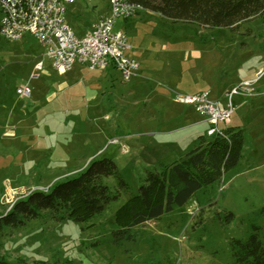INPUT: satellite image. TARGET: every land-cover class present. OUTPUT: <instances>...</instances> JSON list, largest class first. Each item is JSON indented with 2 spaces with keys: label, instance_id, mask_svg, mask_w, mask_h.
I'll return each mask as SVG.
<instances>
[{
  "label": "rangeland",
  "instance_id": "rangeland-1",
  "mask_svg": "<svg viewBox=\"0 0 264 264\" xmlns=\"http://www.w3.org/2000/svg\"><path fill=\"white\" fill-rule=\"evenodd\" d=\"M109 9L108 0H75L66 20L82 37ZM114 29L126 31L127 55L153 60L145 68L149 75L141 76L139 68L125 80L117 68L107 75L79 62L59 74L36 37L7 40L0 31V158L9 161L0 165V217L30 192H46L77 175L92 159H113L129 184L83 223L40 210L24 225H3L0 258L15 264H236L235 240L257 232L264 244L263 20L235 29L204 27L140 9L117 19ZM147 36L156 40L136 52ZM41 61L44 69L32 78ZM26 85L31 96L19 95ZM235 87L239 91L230 96ZM205 92L222 108L233 106L227 126L242 130L238 163L185 205L134 226L132 238L115 243L114 216L147 170L180 160L200 136L208 137L206 117L176 100ZM6 131L19 138L4 136ZM104 182L118 188L115 176Z\"/></svg>",
  "mask_w": 264,
  "mask_h": 264
},
{
  "label": "trees",
  "instance_id": "trees-1",
  "mask_svg": "<svg viewBox=\"0 0 264 264\" xmlns=\"http://www.w3.org/2000/svg\"><path fill=\"white\" fill-rule=\"evenodd\" d=\"M141 9L150 10L173 22H189L204 27L235 29L246 21L261 18L264 22V0H129ZM240 128L227 126L223 134L200 136L199 144L178 161L148 169L137 193L117 210L114 220V242L132 238V228L161 216L175 206L185 205L198 190L221 181L224 172L234 167L242 153ZM118 178L112 190L104 178ZM129 184L121 176L111 158L93 159L85 169L48 191H34L18 200L0 217L3 225L18 227L50 210L58 218L69 217L78 223L90 220L112 201L127 191ZM233 254L236 264H264V244L257 232L248 239L235 240ZM0 264H15L0 258Z\"/></svg>",
  "mask_w": 264,
  "mask_h": 264
},
{
  "label": "built area",
  "instance_id": "built-area-1",
  "mask_svg": "<svg viewBox=\"0 0 264 264\" xmlns=\"http://www.w3.org/2000/svg\"><path fill=\"white\" fill-rule=\"evenodd\" d=\"M74 1L0 0L1 34L7 40H18L27 34L36 37L45 45V55L60 74L71 70L76 62L86 65L90 70L113 64L125 80L130 79L140 68V63L126 54L130 48L126 31L115 30L114 27L117 19L128 20L141 8L129 0H108L109 13L93 23L91 30L84 36L78 37L66 20L67 5ZM43 69L44 62L37 63L31 77L38 78ZM238 91V87L233 88L230 96ZM17 93L31 96L32 89L26 85L18 88ZM176 100L193 105L206 117L210 123L207 136L223 134L230 122L233 112L231 102L222 108L217 100L209 98L208 92L180 95ZM220 123L224 126L221 127Z\"/></svg>",
  "mask_w": 264,
  "mask_h": 264
},
{
  "label": "crops",
  "instance_id": "crops-1",
  "mask_svg": "<svg viewBox=\"0 0 264 264\" xmlns=\"http://www.w3.org/2000/svg\"><path fill=\"white\" fill-rule=\"evenodd\" d=\"M151 40H156L155 38H153V37H151V36H147L146 37V39L141 43L142 44V46H139V47H137V49H136V52H140V51H143V47L144 46H147L148 44H149V42L151 41ZM128 56H130V55H128ZM130 57H132V58H135L136 60H138L139 61V63H140V75L141 76H144V75H149V73L146 71V69L145 68H147V67H150V65H151V62H153V60L151 59H149V58H137V57H133V56H130ZM82 65V64H81ZM74 66H75V64H74ZM73 66V67H74ZM82 66H85L86 68H87V66L86 65H82ZM73 67H72V69H73ZM117 67L115 66V65H113V64H111V65H109L108 67H106V68H103L102 70H104V71H106V73H107V75L108 74H111V71H113L112 69H116ZM88 69V68H87ZM118 69V68H117ZM90 70V69H89ZM96 70V69H95ZM91 71H93V70H91ZM120 71V70H119ZM109 72V73H108ZM60 74V73H59ZM91 85H93V87H97L98 86V84L96 85V83H92ZM81 112H82V115H84L85 114V112H84V109H81ZM18 126H19V124H18ZM4 136H6V137H8V138H10V139H17V138H19V136H18V134L16 133V132H11V131H6L5 133H4ZM21 138L23 139V140H25L26 139V136L25 135H21ZM21 156H22V154H21ZM93 160V159H92ZM92 160H90L89 162H91ZM88 162V161H87ZM88 162V163H89ZM9 163V161L8 160H6V159H4V158H0V165H2V164H8ZM87 163V164H88Z\"/></svg>",
  "mask_w": 264,
  "mask_h": 264
}]
</instances>
